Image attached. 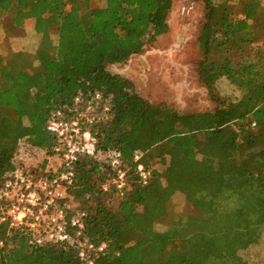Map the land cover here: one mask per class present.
Listing matches in <instances>:
<instances>
[{
  "label": "trees",
  "instance_id": "16d2710c",
  "mask_svg": "<svg viewBox=\"0 0 264 264\" xmlns=\"http://www.w3.org/2000/svg\"><path fill=\"white\" fill-rule=\"evenodd\" d=\"M203 1L200 46L206 56L223 54L210 85L217 105L181 113L149 102L131 80L108 69L169 31L174 0H105L98 9L93 0H0V30L11 34L34 20L43 35L34 56L0 54V187L21 142L53 146L47 130L53 111L69 110L78 96L94 92L110 104L108 119L93 132L101 152H122L131 189L123 197L113 187L104 191L111 168L82 157L69 190L87 212L90 241L108 243L96 264H250L241 252L264 245V29L250 31L264 4L247 0L243 17L234 18L226 3ZM50 26L56 41L45 35ZM223 78L239 90V99L218 95ZM138 151L153 170L146 187L135 176ZM159 163L167 166L163 173L154 168ZM178 194L190 211L157 230ZM0 240V264H82L75 248L38 247L25 234L8 235L6 226Z\"/></svg>",
  "mask_w": 264,
  "mask_h": 264
},
{
  "label": "built area",
  "instance_id": "2783aa9c",
  "mask_svg": "<svg viewBox=\"0 0 264 264\" xmlns=\"http://www.w3.org/2000/svg\"><path fill=\"white\" fill-rule=\"evenodd\" d=\"M110 104L101 92L75 99L69 110L52 112L47 130L55 141L50 149L32 147L21 142L14 168L0 187V227L8 235L25 234L29 242L42 247L61 244L78 251L82 264H96L108 248L107 242L96 244L86 233L87 212L72 206L69 190L75 184V165L82 157L99 159L112 170L102 188L113 187L118 196H125L130 187V168L119 150L101 152L93 128L109 117ZM35 154L44 155L47 165L37 169L29 163ZM143 153L134 154L135 176L142 186H149L153 170L142 163ZM44 170V171H43ZM5 241L0 240V257Z\"/></svg>",
  "mask_w": 264,
  "mask_h": 264
},
{
  "label": "rangeland",
  "instance_id": "374dc122",
  "mask_svg": "<svg viewBox=\"0 0 264 264\" xmlns=\"http://www.w3.org/2000/svg\"><path fill=\"white\" fill-rule=\"evenodd\" d=\"M219 1L228 5L231 16L243 17L242 10L247 0ZM103 6L105 0L92 2V8ZM205 13L203 0H174L169 16V31L155 42L147 44L143 53L132 56L126 63L109 66V71L131 80L137 92L153 104L167 103L181 113L213 110L217 102L213 99L210 85L215 84L216 62L222 60L223 54L215 51L206 56L200 46L199 36ZM263 14L264 5L260 16L250 21L251 33H260L264 29ZM7 21L5 19L4 24ZM45 35L54 41L57 39L52 26ZM42 38L43 35L35 30L34 20H28L23 28L11 34L0 30V54L7 57L20 50L34 56ZM216 91L223 99L236 100L241 97L239 90L225 78L216 83ZM40 156L44 158V155ZM37 157L39 154L34 155V158ZM154 168L163 173L167 166L159 163ZM242 172L249 174L244 169ZM162 180L165 185L166 181ZM72 206L81 208L75 201ZM170 210V216L156 225L157 230H166L178 215L189 212L190 207L185 197L178 194ZM241 255L250 264H264V245L243 251Z\"/></svg>",
  "mask_w": 264,
  "mask_h": 264
},
{
  "label": "crops",
  "instance_id": "0c3cea01",
  "mask_svg": "<svg viewBox=\"0 0 264 264\" xmlns=\"http://www.w3.org/2000/svg\"><path fill=\"white\" fill-rule=\"evenodd\" d=\"M20 50H17L19 52ZM45 157L39 156L37 158H33L29 163H31L34 167L37 169H44V166L47 165V160H45ZM44 171V170H43Z\"/></svg>",
  "mask_w": 264,
  "mask_h": 264
}]
</instances>
